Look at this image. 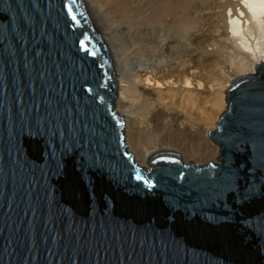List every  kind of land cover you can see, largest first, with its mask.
Wrapping results in <instances>:
<instances>
[{
	"label": "water",
	"instance_id": "water-1",
	"mask_svg": "<svg viewBox=\"0 0 264 264\" xmlns=\"http://www.w3.org/2000/svg\"><path fill=\"white\" fill-rule=\"evenodd\" d=\"M75 17V19L73 18ZM230 81L218 162L127 151L81 0H0V264H264V62Z\"/></svg>",
	"mask_w": 264,
	"mask_h": 264
},
{
	"label": "bare ground",
	"instance_id": "bare-ground-1",
	"mask_svg": "<svg viewBox=\"0 0 264 264\" xmlns=\"http://www.w3.org/2000/svg\"><path fill=\"white\" fill-rule=\"evenodd\" d=\"M81 1L113 56L115 104L125 120L126 145L138 165L163 150L179 152L184 164L192 160L199 166L216 159L219 150L209 143L207 133L223 108L232 73L254 74L255 66L264 62V0ZM216 22L222 23L220 30L215 29ZM230 48L236 55L227 52ZM162 57L173 61L163 63ZM145 58L156 63L135 70ZM119 62L121 71L131 70L121 73ZM151 82L172 89L194 83L214 88L215 116L208 114L195 122L176 107L173 97L147 89Z\"/></svg>",
	"mask_w": 264,
	"mask_h": 264
},
{
	"label": "rangeland",
	"instance_id": "rangeland-1",
	"mask_svg": "<svg viewBox=\"0 0 264 264\" xmlns=\"http://www.w3.org/2000/svg\"><path fill=\"white\" fill-rule=\"evenodd\" d=\"M201 15H204V12H201ZM214 24H215V29L216 30H220L221 29V26H222L221 22H219V23L216 22ZM215 29H214V31H216ZM214 31H212L211 34L214 35L215 34ZM201 39L205 40V37H202ZM207 43H208V41H206L204 43V45H206ZM229 44L230 43L227 42V46ZM204 45H203V48H204ZM229 50L230 51L227 50L228 53L230 52L233 55H236V53H234V50L232 48H230ZM241 58L242 57H240V59ZM222 59H223V61L225 60L224 63H226V65H229V62H226L227 59H225V58H222ZM160 60L163 63H169V62L173 61V57H168V58L162 57V58H160ZM134 63H136V62L134 61ZM155 63H156L155 59L145 58V60L143 59V61L141 60L140 63L137 64L138 67L135 70L144 69L145 66L152 67ZM119 64L120 65H117V67H118V70H120L121 73H125L126 71L131 70V68H132V67L131 68H126V70L123 69L121 71L123 66H122L121 62H119ZM246 72H247L246 70H244V71L242 70V71H237L235 73H232L230 81H232L233 79L239 78V77H241L243 75H247V74H245ZM230 84L231 83L229 82L228 86H230ZM195 86H196V84L194 83V84H191L189 86L185 85L183 88H180V89H178V87L176 89H172L171 87L164 86V85H156L155 83L151 82V83H148L147 89H149V90L158 89V90H160L163 93V95L165 97H168V98L173 97V99H174V101L176 103V107L178 109H180V110L182 109L183 111H185L186 115L191 117L192 120H194L195 122H199L200 120L204 119L208 114H212V116L214 117L215 115H214L213 110H214L215 107H213V104L218 100L217 93H215L213 91L214 88H212L211 90H208V89L205 88L204 84H202L199 87H195ZM225 97H226V94L224 95V98H223V108L217 114V116L215 117L214 121L212 122L213 123V127L211 126L210 129L216 128V123L219 120V116L223 113L224 110H227V108H226L227 102L225 100ZM115 110L117 111L116 107H115ZM124 136H125V129H124ZM144 138L146 139L145 135H144ZM208 141L213 147L217 146V148L219 150V146L214 144V143H212L211 140H210V137H208ZM125 143H126V140H125ZM194 147L197 149V151H199L198 147H196V146H194ZM200 148H202V147H200ZM127 151L130 152L129 145L127 147ZM151 154H149L148 156H150ZM217 157H219V152H218V155L216 156V159H214V160L212 159L213 163L217 164V162H218ZM209 162H210V160H209ZM209 162L206 165H209ZM186 165H189V163H187ZM142 167H146L147 171L151 170V168L148 166L147 162Z\"/></svg>",
	"mask_w": 264,
	"mask_h": 264
},
{
	"label": "snow or ice",
	"instance_id": "snow-or-ice-1",
	"mask_svg": "<svg viewBox=\"0 0 264 264\" xmlns=\"http://www.w3.org/2000/svg\"><path fill=\"white\" fill-rule=\"evenodd\" d=\"M75 19V17H73Z\"/></svg>",
	"mask_w": 264,
	"mask_h": 264
}]
</instances>
